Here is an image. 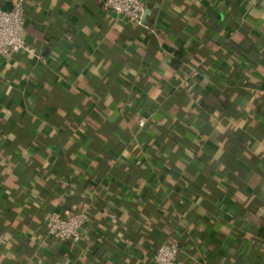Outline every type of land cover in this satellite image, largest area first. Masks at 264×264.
<instances>
[{"label": "crops", "instance_id": "obj_1", "mask_svg": "<svg viewBox=\"0 0 264 264\" xmlns=\"http://www.w3.org/2000/svg\"><path fill=\"white\" fill-rule=\"evenodd\" d=\"M103 2L28 0L40 57L0 60V264H155L169 239L264 264V0H147L142 24ZM67 210L79 244L48 235Z\"/></svg>", "mask_w": 264, "mask_h": 264}, {"label": "built area", "instance_id": "obj_2", "mask_svg": "<svg viewBox=\"0 0 264 264\" xmlns=\"http://www.w3.org/2000/svg\"><path fill=\"white\" fill-rule=\"evenodd\" d=\"M28 0H17L11 8L0 7V60L14 53H28L40 57L37 47L23 37L27 21ZM147 0H104L103 9L115 12L131 22L142 24L147 10ZM197 73L194 71L193 74ZM145 126L147 119L139 117ZM48 235L79 244L89 233L85 210H67L65 214L51 211L47 219ZM181 245L174 239L160 244L153 253L155 264H177L182 254Z\"/></svg>", "mask_w": 264, "mask_h": 264}, {"label": "trees", "instance_id": "obj_3", "mask_svg": "<svg viewBox=\"0 0 264 264\" xmlns=\"http://www.w3.org/2000/svg\"><path fill=\"white\" fill-rule=\"evenodd\" d=\"M185 59V56H183V53H179V55L177 56V58L175 59V65H176V68H177V66L178 65H180L181 66V64H182V62H183V60ZM180 69V68H179ZM188 70H186V69H180V75H179V78L180 79H185L187 76H188ZM250 71H247L246 72V74H248ZM238 77H239V79H244L246 76L242 73V72H239L238 73V75H237ZM187 128L189 129V124L187 125ZM188 133V130L186 131V134ZM185 135V134H184ZM183 135V136H184ZM182 140H184V138L182 139ZM190 149V152H191V154H192V150H191V148H189ZM195 153V152H194ZM171 219H172V217H171ZM169 221H170V219H168ZM173 221V220H172ZM172 221H170V222H172Z\"/></svg>", "mask_w": 264, "mask_h": 264}, {"label": "water", "instance_id": "obj_4", "mask_svg": "<svg viewBox=\"0 0 264 264\" xmlns=\"http://www.w3.org/2000/svg\"><path fill=\"white\" fill-rule=\"evenodd\" d=\"M149 9L146 10L145 16L149 13ZM146 20V17L144 18V21Z\"/></svg>", "mask_w": 264, "mask_h": 264}]
</instances>
